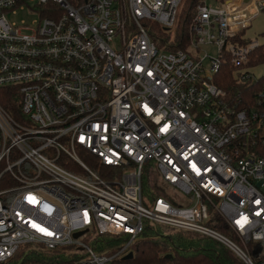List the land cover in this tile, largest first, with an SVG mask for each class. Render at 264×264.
<instances>
[{
  "label": "built area",
  "instance_id": "obj_1",
  "mask_svg": "<svg viewBox=\"0 0 264 264\" xmlns=\"http://www.w3.org/2000/svg\"><path fill=\"white\" fill-rule=\"evenodd\" d=\"M182 1L0 0V264L27 244L117 264L149 224L264 264V43L240 33L264 0H203L188 51L161 49L150 23L172 29ZM26 9L38 20H16ZM226 61L252 84L244 103L215 82ZM145 179L160 193L147 204ZM97 236L125 239L109 254Z\"/></svg>",
  "mask_w": 264,
  "mask_h": 264
},
{
  "label": "trees",
  "instance_id": "obj_2",
  "mask_svg": "<svg viewBox=\"0 0 264 264\" xmlns=\"http://www.w3.org/2000/svg\"><path fill=\"white\" fill-rule=\"evenodd\" d=\"M202 1L183 0L178 10L176 23L170 30H165L159 24L151 22L149 33L155 44L165 50L188 51L191 40L190 25L196 14L197 5ZM213 1L216 5H223L228 0ZM262 11L264 12V9ZM245 30H241L240 33L245 34ZM254 60V62H264V56ZM215 82L227 91L231 100H240L241 103L245 102L243 93L252 85L238 81L234 76L233 67L227 61L223 63L220 72L216 75ZM85 159L91 162L90 159ZM143 185L146 204L160 195L147 179L144 180ZM210 226L232 240H236L225 221L219 216L213 217V223ZM124 239V237L97 236L91 245L98 252L110 254L117 250L118 245ZM253 245L255 244L251 243L250 247ZM26 251L28 255L23 260ZM251 254L256 260L257 256L254 255L253 250ZM76 258V247L73 245L47 250L27 244L16 252L8 264H25L32 261L40 264H71ZM124 262L127 264H247L233 249L214 237L159 224H149L146 227L140 239L133 245L131 259L121 258L116 263Z\"/></svg>",
  "mask_w": 264,
  "mask_h": 264
},
{
  "label": "rangeland",
  "instance_id": "obj_3",
  "mask_svg": "<svg viewBox=\"0 0 264 264\" xmlns=\"http://www.w3.org/2000/svg\"><path fill=\"white\" fill-rule=\"evenodd\" d=\"M207 3L210 5H216L213 0H207ZM16 20H25L28 24H31L34 20H38V15L31 13L28 9L26 11H19L18 15L16 17ZM245 36L252 41H257L259 43H264V12L261 11L250 23V26L246 28L245 30ZM210 55V56H216L217 55V49L213 45L208 46H202L200 49V56L203 55ZM209 59L205 61V64L209 63ZM253 72L258 77L263 75L264 73V64H260L259 66L255 67L253 69ZM167 191L169 194H171V197L175 198V200L179 203H188V200L186 199L185 195L182 193H179L177 190H173L172 188L168 187ZM91 235V234H90ZM88 235V236H90ZM32 247L34 245L31 244ZM26 254L28 252L26 251ZM22 260V259H21ZM19 261V263L21 262Z\"/></svg>",
  "mask_w": 264,
  "mask_h": 264
},
{
  "label": "water",
  "instance_id": "obj_4",
  "mask_svg": "<svg viewBox=\"0 0 264 264\" xmlns=\"http://www.w3.org/2000/svg\"><path fill=\"white\" fill-rule=\"evenodd\" d=\"M85 231H81V232H77L74 234V237L77 238L79 236H81L82 234H84ZM222 241V240H221ZM224 242V241H223ZM133 257V252H129L125 257H124V260H128V259H131Z\"/></svg>",
  "mask_w": 264,
  "mask_h": 264
}]
</instances>
